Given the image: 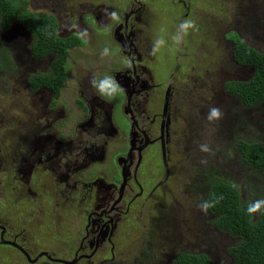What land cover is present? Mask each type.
<instances>
[{"label": "rangeland", "instance_id": "obj_1", "mask_svg": "<svg viewBox=\"0 0 264 264\" xmlns=\"http://www.w3.org/2000/svg\"><path fill=\"white\" fill-rule=\"evenodd\" d=\"M26 1L31 11L57 12L58 37L74 36L82 45L69 50L67 86L54 99L26 85L29 74L49 68L51 57L34 63L29 37L18 22L0 35V46L12 62L0 70V264H172L181 252L235 264L229 249L239 239L217 228L215 217L198 205L205 200L210 174L238 187L242 201L264 199V179L243 165L235 145H264V102L244 106L224 90L225 83L247 81L253 73L234 63L233 33L264 53V0ZM112 12L119 21L112 19ZM185 19L194 20L199 31L191 32L178 49L171 37ZM128 31L139 51L134 57L123 37ZM161 37L166 44L150 54ZM134 64L136 69L142 65L156 70L163 77L159 87L148 90L153 77L143 75L140 95L131 99L122 92L107 100L113 107V133L109 121H103L105 107L97 109L95 125L81 133L78 128L88 111L76 102L83 95L77 81L83 82L87 74L93 81L98 75V84L107 72L119 89V69L130 72ZM211 107L223 112L222 120L207 119ZM133 116L150 134L146 137L155 140L141 152L131 136L137 133ZM29 125L31 132L47 126L50 142L65 146L52 161L31 170L25 165L15 169L10 163L26 158V135L20 133ZM75 137L78 144L68 145ZM205 144L210 152L200 150ZM45 149L51 158L54 152ZM83 149L88 163L70 174L64 186L59 175L66 173L54 174L51 167L65 158L70 162L74 153L80 163L86 156L80 154ZM71 186L76 189L69 190ZM97 192H109L107 205L98 207L102 198ZM92 201L95 213L87 216ZM262 210L252 215L254 220ZM99 218L108 223L103 231L99 228L102 233L95 226L103 223Z\"/></svg>", "mask_w": 264, "mask_h": 264}, {"label": "trees", "instance_id": "obj_2", "mask_svg": "<svg viewBox=\"0 0 264 264\" xmlns=\"http://www.w3.org/2000/svg\"><path fill=\"white\" fill-rule=\"evenodd\" d=\"M15 22L31 36L29 50L32 58L51 57L48 72L28 78L30 88L32 90L44 88L57 99L66 81L65 64L69 50L77 46L79 41L74 36L59 38L54 18L49 13L31 11L26 0H0V35L7 34ZM233 34L234 37L230 40L234 47L232 52L234 63L250 68L253 73L247 81L225 83L224 90L244 106L261 104L264 102V53L256 51L236 33ZM11 66L9 54L0 46V70H6ZM94 101V108L105 107L108 110V105L101 99ZM92 111L95 112V109ZM105 119L109 121L112 130L110 116L105 114ZM235 145L243 165L264 179V145L247 141H237ZM87 153L88 151L80 153L86 154L83 159L88 157ZM82 162H77L80 169L84 167L81 165ZM204 201L214 203V207L208 209L215 217L214 225L239 239L238 243L229 249L234 263L264 264V210L254 220L253 214L249 215L247 212L250 203L242 201L238 187L213 174L209 176ZM172 264L218 263L213 262L205 254L181 252L176 255Z\"/></svg>", "mask_w": 264, "mask_h": 264}, {"label": "flooded vegetation", "instance_id": "obj_3", "mask_svg": "<svg viewBox=\"0 0 264 264\" xmlns=\"http://www.w3.org/2000/svg\"><path fill=\"white\" fill-rule=\"evenodd\" d=\"M55 11H57V10H55ZM52 12V11H51ZM50 12V13H51ZM49 13V14H50ZM133 13H135V12H133ZM53 18H54V20H55V23H56V26L57 25H59V23H58V13L57 12H54L53 11V13H51L50 14ZM128 16L129 15H127V17H125V21L127 20V18H128ZM137 17V16H136ZM104 21V20H103ZM107 20H106V18H105V22H106ZM128 23V22H127ZM127 23L125 24V25H127ZM25 32V31H24ZM124 32V31H123ZM122 32V30H121V33H123ZM26 33V35L29 37V43H28V53H29V55H30V57H31V54H30V50H29V46H30V44H31V36L27 33V32H25ZM56 34H57V28H56ZM236 34L238 35V37L240 38V36H239V34L236 32ZM58 36V35H57ZM123 37H125V34H124V36ZM60 38V37H59ZM126 39V38H125ZM133 49V48H132ZM132 49H130V50H132ZM135 51H136V49H135ZM32 58V57H31ZM46 58V57H45ZM45 58H43V59H45ZM32 59H34L33 61H34V63L35 62H40V61H42L43 59H35V58H32ZM133 62V61H132ZM148 62V61H147ZM134 63V62H133ZM140 66H142V65H140ZM140 66H138V68L136 69L135 68V64L134 65H132V68L130 69V72H127V74L129 75V78H130V81L128 80L127 81V79H126V83L130 86L129 88H128V94L129 95H131L132 97H131V99L133 98V96H137V95H140V93L142 92V87L144 86L143 84H144V80H143V74H139V69H141V67ZM143 68H145V67H143ZM50 69V63H49V68H47V70L46 71H44V72H35V73H31V74H29L28 75V78L30 77V76H32V75H35V74H39V73H46V72H48V70ZM145 69H147V68H145ZM137 71V72H136ZM84 77H85V80H83V82L81 81V83H84L85 85H84V87H86V88H88L89 90H86L84 87H83V85H80L81 86V88H84L85 89V92H83V90L82 89H80L81 90V92H82V97H79V98H81V99H78L77 98V103H81V102H83L86 106H87V111H88V113H87V116H88V118H87V120L83 123V124H81L80 125V127L78 128V129H80V132L81 133H83V132H85L86 131V129L88 128V127H90V126H93V125H95V119L97 118L96 116L98 115V113H97V109L96 108H94V100H97V99H101V98H98V95L96 94V92H95V89H96V87L95 86H93V81H92V79H91V77H92V75H90V74H87L86 76L85 75H83ZM28 78H27V87L29 88V91H31V92H33V93H37V92H39L40 90L42 91H45V93H48V94H50L51 96H52V94L48 91V90H46V89H44V88H39V89H35V90H32L31 88H30V84L28 83L29 81H28ZM84 79V78H83ZM152 81V80H151ZM78 82H79V80H78ZM130 83V84H129ZM152 83V82H151ZM147 89L148 90H150V89H155V87L153 86V84H150L148 87H147ZM81 96V95H80ZM135 96V97H136ZM94 98V99H93ZM55 99V98H54ZM168 99H169V90H168V87L166 88V92H165V101H166V103L168 102ZM102 101H104L107 105H109L110 107L108 108V110L107 111H105V112H102L103 113V115H104V117H103V121L105 122V114H107L108 116H110V123H112V126L113 127H115L114 126V124H113V120H112V114H111V108L113 109V107H112V105H111V103H109L107 100H104V99H101ZM81 101V102H80ZM94 101V102H93ZM175 102V100H173V103ZM93 104V105H92ZM82 105V104H81ZM129 107H131V102H129ZM176 105V113H177V111H178V109H179V111H180V108L178 107V104H175ZM175 108V107H174ZM50 109V108H49ZM92 109H95V112L94 111H92ZM164 109H166V106H165V108ZM51 111H53V110H50V112ZM55 112V111H54ZM94 112V113H93ZM130 113H132V111L130 112ZM174 113H175V111H174ZM63 114V113H62ZM61 114V116L62 117H64V115H62ZM163 116H165V112L163 113ZM60 117V116H59ZM133 118V121H134V123H133V126H135L137 129V133L135 132V133H131V136H133V141H135V143H138V147H136L137 149H140V152L141 151H143L144 149H146V148H148L150 145H153L154 144V141L155 140H150V139H148V137H146V136H149L150 134H148V132L143 128V127H140L139 125H138V122H137V120H136V118H134V116L132 117ZM60 119V118H59ZM101 120V119H100ZM53 123H55V122H53ZM103 123V122H102ZM101 123V124H102ZM25 130L22 132V133H20V134H25L26 136L23 138V143L25 144V146H26V149H24L26 152H25V157L26 158H18L17 159V162L15 163V162H13V160H12V162L13 163H10L11 164V166L12 167H15V169L16 168H21L22 166H26L29 170H31V169H34L36 166H39V165H42V164H44L45 162H47V161H52L53 159H54V156L55 157H57L58 155H59V153H60V150H63L62 148L65 146L64 144H63V146H61V147H55L51 142H50V140H52V138H53V136H52V134L51 135H49L48 134V131H47V129H48V127L47 126H44L42 129H39V130H37V129H35V130H33L32 132H31V130H29L30 128H31V125H29V126H24L23 127ZM116 128V127H115ZM102 129L103 128H101V131H102ZM108 131H110V132H114V129H112V130H109L108 129ZM117 131V130H116ZM112 132V133H113ZM28 133V134H27ZM80 133V134H81ZM105 133V136H107L109 133L107 132H104ZM107 134V135H106ZM34 135H39L38 136V139L35 141V138H34ZM43 135V136H42ZM129 136V135H128ZM128 136H127V139H128ZM131 136H130V139H131ZM142 136V137H141ZM145 138H146V141H144L145 140ZM31 139H32V141H31ZM77 137H75V139L72 141V142H70L68 145H76V144H78V142H77ZM144 141V142H143ZM49 143L51 144V145H49ZM73 143V144H72ZM152 143V144H151ZM23 144V145H24ZM23 145H21V146H19V149L23 146ZM45 146L46 147H49V148H51L50 150L51 151H53L54 152V155L53 156H51V158L46 154V149H45ZM74 146H73V148H74ZM91 147H93V146H91ZM15 150H17V147H15ZM45 152V154H44V152ZM82 151H86V150H82ZM81 151V152H82ZM73 152V151H72ZM80 152V153H81ZM139 152V153H140ZM70 153V152H69ZM73 157H72V160L70 161V162H68L69 161V158H63L64 160H62V161H64L63 163H60V164H62V166H61V168L59 169V166H60V164L59 163H57V165H55L54 167H51V169L54 171V174H56V173H58V174H63V173H66V174H64L63 176H60L59 175V177L61 178V182L62 183H64L65 185L64 186H66L67 185V180H68V178L70 177V174L71 173H73L74 174V172L79 168V165H78V158H77V153H76V155H75V153H74V155H72ZM61 159H62V157L61 158H59L58 159V161L57 162H60L61 161ZM81 161H83L82 163H81V165H83V166H85L84 164L85 163H88L87 162V159H83V160H81ZM37 164V165H36ZM47 164H49V162L47 163ZM76 165H78V166H76ZM76 168V169H75ZM32 172V171H31ZM31 172H29L30 174H31ZM21 174H23V175H27L28 174V172L26 171L25 172V174L24 173H22V171H21ZM71 188H72V190L74 191L75 189H76V187H74V186H71L70 188H69V190H71ZM97 196L98 197H100V198H102V201H101V204L100 203H98L99 205H98V207H103V206H105V205H107V204H105L104 203V200L108 197V196H111L110 194H109V192H107V194H104V192H102V193H98L97 192ZM87 198L88 199H91L92 198V196H91V193H88V196H87ZM104 203V205H102ZM91 207H90V209L91 208H93V204H94V201H92L91 203ZM95 207V206H94ZM95 212H93V210L91 209V212L87 215V216H90V215H92V214H94ZM82 214H85V213H82ZM87 216H85V217H87ZM99 219H101V218H99ZM98 220V219H97ZM102 220V219H101ZM103 221V223L101 224V225H95V226H98L97 228H98V231L99 232H101L100 231V227H102V231L104 230V228L106 227V225L108 224V223H106L105 225H104V220H102ZM90 222L92 223V221H91V219H90ZM109 224H113V222L112 223H110L109 222ZM106 230V229H105ZM102 233V232H101ZM98 238H99V236L100 235H96ZM89 237H90V235H89ZM97 238V239H98ZM97 239H96V243L98 244V241H97ZM88 241V240H87ZM89 243H91L90 241H88ZM88 243V244H89Z\"/></svg>", "mask_w": 264, "mask_h": 264}, {"label": "clouds", "instance_id": "obj_4", "mask_svg": "<svg viewBox=\"0 0 264 264\" xmlns=\"http://www.w3.org/2000/svg\"><path fill=\"white\" fill-rule=\"evenodd\" d=\"M111 17L115 21H119V16L116 12H112ZM199 31V27L196 22L192 19H185L183 20L177 28L175 34L172 35L171 39L173 44L179 49L180 45L185 42L187 36L190 35L191 32ZM166 44V41L163 37L158 38L155 40L154 45L152 47L151 53L155 55L160 49ZM108 52V49H104V54ZM131 66V65H129ZM93 86L97 87V90L100 95L106 96L108 98H114L117 93H122L123 90L117 89L115 86L111 76H106L104 79L100 80L99 83L93 80ZM207 119L210 122H218L223 119V112L218 107H211L209 109ZM200 150L202 152H210V148L208 145H201ZM218 202V201H217ZM199 209L207 214L208 209L214 207V203L209 201H202L198 205ZM262 208H264V199L255 200L250 203L247 212L249 215L259 212Z\"/></svg>", "mask_w": 264, "mask_h": 264}, {"label": "crops", "instance_id": "obj_5", "mask_svg": "<svg viewBox=\"0 0 264 264\" xmlns=\"http://www.w3.org/2000/svg\"><path fill=\"white\" fill-rule=\"evenodd\" d=\"M119 28H121V27H119ZM123 28H121L120 30H122ZM130 33V31H128V32H126L125 33V37L124 38H126V41H127V44H128V51H129V56L130 55H132L133 57H134V54H137V52H139L138 51V47L135 45V42L133 41V39L132 38H130V37H132V33L131 34H129ZM81 41V40H80ZM82 42V41H81ZM82 45V44H81ZM80 44H78L77 46H74L73 48H71L72 50H74V49H78L80 46H81ZM130 47L131 48H133L132 50H130ZM70 49V50H71ZM135 49H136V51H135ZM71 50V51H72ZM135 59V58H134ZM149 62V61H148ZM150 63V62H149ZM152 64V63H151ZM120 71H118L119 72V79L121 78V79H124L123 81H121V79L119 80V82L117 83V84H119V89H121V90H123V94L124 95H128V88L130 87L127 83L125 84V82H126V79H127V81L129 80L130 81V78H129V75L127 74V71H128V69H126V70H122V69H119ZM99 72H102L101 71V69L99 70ZM106 74L108 75V76H111V78H112V75H111V73H107L106 72ZM139 74H143V75H145L146 77L148 76V75H151V77H153L151 80L152 81H150V84H153V86L155 87V88H157V87H159V83H160V81L162 80L161 78H163V77H159L160 75L158 74V72L155 70V71H153V69H151V68H147V69H139ZM96 77H98V75H96V76H94V80L96 79ZM112 80H113V82L115 83L116 81L114 80V78H112ZM97 81V80H96ZM152 82V83H151ZM77 83H78V89L80 90V85L82 84L81 82H78L77 81ZM123 84H125V85H123ZM130 84V83H129ZM65 86H67V85H63V87H62V89L65 87ZM97 88V87H96ZM62 89H61V91H60V96H61V92H62ZM96 94L98 95V97L99 98H101V99H104V100H108L109 101V98L108 97H106V96H102V95H99V92L98 91H96ZM59 96V97H60Z\"/></svg>", "mask_w": 264, "mask_h": 264}]
</instances>
